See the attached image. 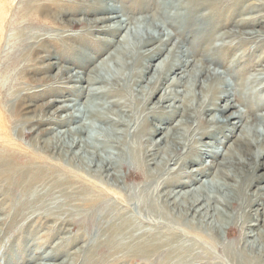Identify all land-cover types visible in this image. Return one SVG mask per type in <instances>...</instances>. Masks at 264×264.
Listing matches in <instances>:
<instances>
[{
  "label": "bare ground",
  "instance_id": "obj_1",
  "mask_svg": "<svg viewBox=\"0 0 264 264\" xmlns=\"http://www.w3.org/2000/svg\"><path fill=\"white\" fill-rule=\"evenodd\" d=\"M6 8L0 43L6 24L40 28H23L22 40L0 51V143L11 144L13 121L31 112L29 136L57 162H19L11 148L0 153V213L26 217L18 234L34 227L36 212L78 229L28 259L33 249L24 246L22 264H177L193 248L211 264H264V233L251 235L247 224L264 228V116H254L264 109V68L235 97L211 70L244 40L264 42V0H28L9 23ZM227 21L238 31L210 34ZM53 29L55 45L47 36ZM19 133L25 136L23 127ZM218 142L225 147L216 155L199 148ZM203 156L213 162L203 165ZM221 231L233 242L222 241Z\"/></svg>",
  "mask_w": 264,
  "mask_h": 264
},
{
  "label": "rangeland",
  "instance_id": "obj_2",
  "mask_svg": "<svg viewBox=\"0 0 264 264\" xmlns=\"http://www.w3.org/2000/svg\"><path fill=\"white\" fill-rule=\"evenodd\" d=\"M10 1L11 0H9V1L8 0H0V8L3 7V5H5V4L8 6V8H6V11H8V15H7V18H6L7 23H9V21L12 20V18L15 16V13H17V11L20 10L22 4H24L28 0H14L13 1V4H11V5H10ZM116 5H119V3L116 4ZM132 13L135 16H138L137 15L138 14V11H133ZM18 18H20V17H18ZM231 21L223 22V24L225 23V25H229V23H231ZM15 23L16 24L14 26H11V25L9 26V24L8 25L6 24L5 27H4L5 30H2V37H1L2 41L0 43L1 44L0 51H3V50H6L7 49V44L10 43V39H11V41H12L13 44L16 43V42H18L20 39L22 40V38L19 36V34H20V32L23 31V28H27L28 29L27 32L28 33H33V34L37 32L38 28H40L39 25H32V27H25V24L23 25V24L20 23V20H17ZM214 24H218V23H215L214 22ZM217 27H218V25H217ZM228 31L231 34H233L235 31L237 32L238 30L235 27H233V25L231 24V25L228 26L227 29H223V30L220 29V30L216 31L215 36H214V33H210V34L213 37H216L217 35L222 34L224 32H228ZM256 31H258V28H256ZM24 32H26V31H23V33ZM243 32L244 33L250 32V30L246 28V29H244ZM23 33H21V34H23ZM58 33H59L58 31H55L53 29V30H51V32H49L50 35L49 34L47 35L48 37L50 36L49 38L51 39V43H52L51 45H55L54 43L57 42L55 36ZM95 36L98 37V35H95ZM13 39H15V41H13ZM228 42L231 43L233 46H236L237 40H234V38H232V39L228 40ZM219 43H221V42L219 41L218 43L216 42L215 44H219ZM256 45H257V47L260 45V49L255 50ZM237 47H239V49H235V50L230 51L228 53L227 52L223 53L226 56V60H225L226 62L225 63H223L221 61H219L220 63H218V61L215 62L216 64L218 63L219 68L218 67L217 68H214V65L211 64V66H213L211 68V70L214 69L216 72L221 73L220 74L221 78L228 83V85L230 86V88L233 91L234 97H235V95H243L244 88H247L249 86L247 84L248 78H251L254 74L258 73L260 71V68H264V53H263L264 52V42L258 43L256 41L254 42L252 40L249 41V40L246 39L241 44H238ZM113 49L114 48H112L111 50H113ZM198 55H201V52H200V54L198 53ZM234 57H237L238 61L236 63H233L232 65H230L231 64V60H233ZM259 59H261L260 62H259ZM55 61L56 60L53 58V62H55ZM256 63H258V64H256ZM90 67L91 66H89V68ZM114 70H116V69H114ZM56 72H57V68H52V70L49 73H46V74L47 75L54 76ZM238 73L243 74V76L241 78H237L236 75ZM173 77L174 76H172V78ZM169 82H170V80H169ZM257 87L258 88H261V85H259ZM249 88H251V86H249ZM171 90H176V91H179L180 92L181 89L180 88H174V89L171 88ZM260 90H261V93H260L261 96H264V90L263 91H262V89H260ZM159 93L160 94H163L164 91L162 90ZM234 97L232 96L231 99H237V98H234ZM52 100H53L52 98H49L48 97V98L44 99L42 102H40V104L41 103H47V102H50ZM241 101H243V100H241ZM241 104H243V102L242 103L237 102V105L236 106L239 107L238 108L239 110L243 111V113H245L247 115V113L249 112V110L246 109V108L240 107ZM30 113L23 114L21 117H19V119H17L18 121L17 120L13 121V124L15 125V130H12V132H11L13 142L11 144L0 143V153H4V152H7V151H11V150H7V148H11V149L14 150V153H17V152L20 153V154H12V155H16L17 156V160L19 162H25L22 159H20V157L22 156V158L29 157L30 158V161H33L34 162V160H35V162H37L38 164H45L46 163L48 166H50L51 164H54L55 162H57V160H56L57 156L55 154H52L51 152L50 153L49 152H43V151H41L40 148H38V147H36V145H34L32 139L29 136L28 131L26 129L28 126H27V123L25 122V117L30 116ZM211 114L213 115L214 113H211ZM216 116H218V114ZM254 116H257L258 118L261 117V116H264V109H260L258 111H255L254 112ZM204 117L206 118V120H208V119H210L211 115L204 116ZM251 118H252L251 115L250 116L247 115V117H246V119H248L249 122L251 121ZM221 119L224 120V118H221ZM176 120H177V118L175 119V121ZM153 124L155 126H157V127H162V128H166L167 127V126L165 127L161 123H157V122L156 123H153ZM260 125H263V124H258L257 125V130L259 132H262V128H261ZM67 126L72 127L74 125H72V124L69 123V124H67ZM22 127H23V134L25 133V136H23V135H21L19 133V130L20 129L22 130ZM171 127L172 126H168V128H171ZM229 128H231V127H227L225 129V131H228ZM103 129H105V128H103ZM58 130L60 131V129H56V132ZM216 139H218L219 142L223 141V139L219 135L217 136ZM204 141L213 143V141H211L209 139L202 140V142H204ZM219 142L216 143V144H218V146L217 147H214V148H212V147H210L208 145H205L204 143H203L204 145L202 144L199 148L202 151L205 150V149H208L210 151H214V155H216V152H219V153L222 152L223 151V147H225V146H220L219 145ZM227 144H228V142H227ZM34 150H36V151H34ZM49 155H50V157H49ZM202 158L204 160V161H202V164L203 165L210 164L211 162H213V159H211V158H207L205 156H203ZM217 160H218V158H217ZM30 161H27V162H30ZM193 167H198V165L197 164L196 165L195 164L194 165H190V167H189L188 170H190V168H193ZM214 170L215 169H213V171ZM263 172H264V168H263V170H260L259 171V174H261ZM55 175L56 176H59V173L58 174L57 173H54L53 176H55ZM121 175H123V174H121ZM212 177H213V173H212V175L210 177H208V180L211 179ZM204 181H206V180H204ZM109 183L111 185L113 184L112 182H109ZM130 183L131 184H136L137 181L134 179V180H131ZM113 185H115V184H113ZM260 185L261 184H259V186ZM122 186L123 185L120 184L119 185V188H122L123 189ZM256 186H254L251 189L252 192L256 190V188H257ZM2 199H4V198L0 197V201L1 202H2ZM258 203L261 204L263 202L260 201ZM253 209H256V207H254ZM258 210L260 211V208H258ZM34 214L37 216L36 218L39 219V220H35L34 221V223H33V226L34 227H32V228L29 227L28 229H25L24 228V230L22 229L23 232H21L22 231L21 230V231H19L21 233L18 234L17 233L18 227H15V226L16 225H20L21 223L25 224V222L27 221L26 217H23V216L18 217V213L15 212V211L8 212V213H0V220H1V223H0V264H22L21 261H20V260H22V257H20L19 255L21 254L20 251H22V249H23L24 246H25V248L28 247L30 249V247H31L33 249L32 252L30 251V252H27L26 253L25 256L28 259L29 257H31L30 256L31 254H32V257H34V254L36 253V248H37V251H41L42 252L45 249L44 248L45 246H42L43 244H45L47 242L49 244L50 243L51 244L56 243V242H58L59 238H68V239H69V237L70 238L71 237L74 238L73 236H75L77 234V232H78V231H76L78 229L75 226H72L71 227L69 225H65V226L62 225V227L61 226L60 227H56V226H54V224H51L54 220H51L52 222L50 220H48L49 221V223H48L47 217H44L46 215L44 213L36 212ZM40 214H43V216L40 215ZM138 217L140 218L139 214H138ZM11 219H15L16 222L13 223V224H11L12 225V228L10 230L9 229H6V232L7 233L4 234L5 225L10 224ZM28 219L31 220L33 218L30 217ZM85 221H86V218H85ZM108 221H109V219H108ZM255 223L256 222H252V221H249L247 223L249 226H251L249 228L252 229V230H254V232L251 235L256 234L257 231H262L264 233V228L263 227H261V226L260 227L253 226ZM51 226H52V228H51ZM57 226H59V225H57ZM35 228L37 230H36L35 234H32V236L34 235L33 236L34 238L31 236L32 239L30 238V240L25 241V237L24 236H29L30 235V232H34ZM59 228L61 229V231H60ZM55 229H57L58 231L55 230ZM53 230H54L55 233L57 232L56 234H58L60 232V234H58L59 236L58 235H56V236L54 235V237H53L52 236V234H54ZM64 230H66V231H64ZM70 230H71L72 233L70 232ZM83 230H85V229L83 228ZM145 230H149V229L147 228ZM64 232H66V233H64ZM84 233H86L85 238H86L87 242H90L91 240H90V237H89L87 231L84 232ZM62 234H63V236H62ZM65 234L67 235V237H66ZM68 234H69V236H68ZM14 236H15V238H14ZM220 237H221L222 241H224L225 243H227V242L230 243V241L233 242V240H234V238L228 236L225 231H221L220 232ZM11 239H12L13 242L11 241ZM32 241L35 244L32 243ZM82 244L83 243H78L74 247V249H72V250L68 249V250H70L71 252H73V250L77 249ZM34 247H35V250H34ZM40 247L43 250L42 249L40 250ZM97 249L98 248L94 249L91 252L85 251L84 256L87 257L88 255L92 254V252H94V251H95V253L101 251V248H99V250H97ZM188 253H189V255H188ZM188 253L185 251L184 252V256L182 257V260L179 263H177V261H176V263L177 264H211V263L214 262L213 260H215L213 257H209L208 258L207 255L202 251L201 248H193ZM215 255H216V257H220V258L222 257L219 253H217ZM112 260L113 259H110L109 260V263L110 264L112 263ZM224 262L226 264V261L223 260V263ZM38 263L39 262L36 261L34 264H38ZM128 264H130V263H128Z\"/></svg>",
  "mask_w": 264,
  "mask_h": 264
}]
</instances>
